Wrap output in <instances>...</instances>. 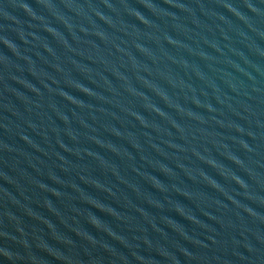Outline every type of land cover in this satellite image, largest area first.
Instances as JSON below:
<instances>
[{
	"label": "water",
	"instance_id": "1",
	"mask_svg": "<svg viewBox=\"0 0 264 264\" xmlns=\"http://www.w3.org/2000/svg\"><path fill=\"white\" fill-rule=\"evenodd\" d=\"M0 264H264V0H0Z\"/></svg>",
	"mask_w": 264,
	"mask_h": 264
}]
</instances>
